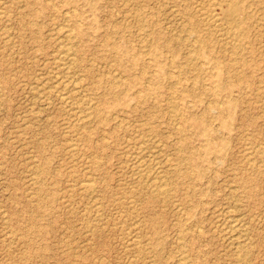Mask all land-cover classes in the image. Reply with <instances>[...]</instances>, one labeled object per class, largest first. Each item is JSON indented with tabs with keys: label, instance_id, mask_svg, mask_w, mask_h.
Masks as SVG:
<instances>
[{
	"label": "rangeland",
	"instance_id": "obj_1",
	"mask_svg": "<svg viewBox=\"0 0 264 264\" xmlns=\"http://www.w3.org/2000/svg\"><path fill=\"white\" fill-rule=\"evenodd\" d=\"M0 1V264H179L176 256L183 252L190 264H237L224 232L225 211L236 197L253 246L245 264H264V0H252L242 78L227 72L231 59L215 47L212 60L218 71L212 69V74L218 72L220 82L230 86L217 96L183 95V99L180 92H190L199 84L208 88L213 81L207 66L197 77L186 58L190 47L175 43L189 37L184 12L186 8L193 11L195 0H138L134 10L147 15L145 22L123 20L130 13L125 0L76 1L74 10L82 29L76 45L79 81L102 117L85 131L69 130L55 97L44 101L50 94H35L41 84L48 87L47 93L54 89L58 30L69 26L64 14L71 12L72 4L67 0ZM216 13L222 16L220 9ZM141 29L150 36L141 40ZM150 45L158 50L162 71L180 80L179 93L161 80L157 95L135 106L133 97L141 88L138 67H147L144 81L158 71L149 67ZM172 62L178 67H170ZM108 82H115L118 89L131 83L122 95L130 107H113V99L103 95ZM212 101L221 108L232 105L229 116L214 112L207 117L205 109ZM150 118L153 123L146 124ZM172 120L183 129L181 134ZM204 127L213 148L209 154L200 152L206 144ZM144 139L156 140L160 146V159L156 154L145 157L148 167L161 164L171 178V198L166 202L153 199L132 176L134 147ZM181 144L186 154L178 151ZM190 153L197 154L189 157ZM87 181L95 187L92 200L82 187ZM133 234L148 243L143 259H137L129 245ZM131 255L132 259L137 256L136 262Z\"/></svg>",
	"mask_w": 264,
	"mask_h": 264
},
{
	"label": "bare ground",
	"instance_id": "obj_2",
	"mask_svg": "<svg viewBox=\"0 0 264 264\" xmlns=\"http://www.w3.org/2000/svg\"><path fill=\"white\" fill-rule=\"evenodd\" d=\"M67 1L70 4H72V6H71V8L69 10H71V12L73 14L71 15L70 11H65L64 20L66 22H69L70 24H69L68 27L64 26L62 28H59V30L57 28L58 32L61 33V38L62 39L60 38V41L58 42L59 44H57L56 53H55L54 58H53L54 59L53 62H55L56 67L58 68L57 71H56V69L55 70L53 69L54 70L53 72L54 73L56 72L54 74V76H53L54 82H55V84H54L55 86L54 85H52V86L54 87V89L51 90L49 93H47L49 91L48 87H44L43 84H41L40 88L42 86L43 87L41 89L39 88V90L35 91V94L38 97L41 96V94L43 95V92H44L45 95L50 94L49 96H44L43 95L44 98H45V99L43 98L44 101L48 100V98L52 100L51 97H55L58 100V103L60 104V107H62V110L64 112V114H62V115H65L66 119L68 120V128H69V130H72V127H73V128L76 129V131H85L88 127H90L92 124H94L97 121H99L102 117L100 115V112L97 110L96 104L93 102V100L91 98L88 97L86 89L84 88L85 85L82 86L80 84V81H79V79H80L79 76L81 75V73H80L81 70H80V68L78 66V55H77L76 45L79 43L78 39L82 35V29H81V25H80V20H78L79 19V14L77 12H75V10H74V4H75L76 1H79V0H67ZM206 1H207V4L204 6L203 5L204 3L202 1L201 2L203 4H200V3H198L195 0V7H194L193 11L189 10L188 8H186V11L184 12V14H185L184 16H185L186 24L189 26V30H188L189 37L187 36L186 39H185L184 36H183L184 38H179V39L175 38L176 39L175 43L177 44L178 47L187 46V45L190 47V50H189L190 52L187 53V57L186 58H187L189 63L194 65L193 69L196 71L197 77L201 76L205 72L206 68L204 66H207L209 69H211V73L209 75V77H211L210 79H213V81L211 82L212 83L211 86H209L208 88H204V86L199 84V85H195L194 87H192L190 92L182 91V94H181V92L179 93V89L177 88V86L179 85L180 80L177 79L174 75H172V74L167 75V73L162 71L160 60L158 58V50L156 48L152 47V45H150V48L148 50L149 51V55H150L149 67L153 66V67L157 68L158 71L155 70L156 73L154 72V73H151L149 76H147V79H145V81H147V83L146 84H142L143 82H145L144 81V75L146 74L147 67H145L144 65H140L138 67L140 75H141V79L139 78V80L141 82V88H140V90H138V92L135 95V97H133V98H135V103H134L135 106H143V105H145L147 99H149L148 97L151 96V95L156 94V90H157L158 86L162 83V81H165L166 83H168L169 90H174V91L177 90L178 91L179 99H183V97H184L183 95L191 96L193 98H199L202 95L207 94V95H210L212 97V96H217L221 92L227 90L230 85H224V84H222L220 82V80L218 79V72H215L214 74H212V69L215 70L217 68L216 67V63L217 62H214L212 60L213 59L212 52L215 50V47H218L220 50L221 49L225 50V52L228 53V55H229V57L231 59L230 60L231 64H229L227 66V68H228L227 72L233 74L237 78H240V79L242 78L241 72H242L243 69H241V68H243L244 65L246 64V60L244 58V53H245V50H247L246 46H248V44H249L248 34H249V28H250V25H251L250 23H251V20H252V14H253V10L252 9L254 7L253 6L254 2H252V0H206ZM123 4H125V6H127L130 9V13L127 14V15L125 14V18H123L124 21L126 20L127 17H131L132 19L140 21V22L141 21L145 22L146 20H148L147 15L145 13L141 12L142 10H140V11L134 10V7L139 4L138 0H125V2H123ZM140 4L142 5V3H140ZM216 9H220L222 11V16L218 15L221 12H219L218 14L216 13ZM63 13H64V11H63ZM259 17H261V16H259ZM182 27H183V25L181 26V28ZM255 28H258V27H255ZM2 29H3V27H2ZM20 29H22V28H20ZM170 31H169V33H170ZM139 32H140L139 36H140L141 40L144 39L145 36L146 37L150 36V32L149 31L146 32L143 29H141ZM2 42H3V40H2ZM148 43H149V41H148ZM185 44H187V45H185ZM147 47H148V45H143L142 48H147ZM116 56H117V53H116ZM113 57H114V53H113ZM170 67L177 68L178 64L176 62H172ZM216 71H218V69H216ZM162 77H164V79H162ZM43 83L46 84L45 81ZM106 84H107V87L104 86L105 89H103V95L110 96L113 99V101H112V103L114 104L113 107H118V108L130 107V104L123 102L122 95L124 93H127L130 90L131 83H127V82L123 83L120 89H118V85L115 82H108ZM33 85L35 86V84H33ZM37 86H39V85H37ZM30 88H32V86H30ZM33 90L34 89H32V92H33ZM51 95H53V96H51ZM35 97H34V99H35ZM155 98L156 97H154L153 104L156 103ZM40 100H42V99H40ZM262 101H264V100H262ZM220 106L221 105H220L219 102L212 101V102H210L208 104L207 108L205 109V113L204 114L208 117L210 114H212L214 112L217 113V114H224L226 112L228 114V116H229V113L231 111L232 105L228 104L225 108H221ZM171 107H170V109H171ZM31 109H33V108H31ZM175 109H176V107H175ZM34 112L32 111V113H34ZM108 112H109V110H107V115L106 116L109 115ZM35 113H38V112H35ZM105 114H106V112L104 111V115ZM179 114H180V112H179ZM106 116H104V118H107ZM113 117H114V115H113ZM119 118H121V117H119ZM204 118H206V117H204ZM204 118H200L199 121L200 122H205ZM146 121H147V122H145L146 124L153 123L151 121V118H150V121L148 119H146ZM173 122L174 121L172 120V123ZM195 122H197V120H195ZM173 124H174V127H176L175 123H173ZM223 127L225 128L226 125L223 124ZM176 128H179V127H176ZM182 131H183V129L179 128L177 133L181 134ZM64 134H66V133H64ZM202 137L205 138L206 144H204V147L202 148V151H200V152H202L204 154L212 153L213 148H212V146L209 145L210 133H209V131H207L206 127H204L203 130H202ZM257 144L259 145V143H257ZM133 146H135V145H133ZM136 146L137 147H134V148H136L134 150L135 152L133 151L134 152V155L132 157V160H133V162H132L133 163V166H132L133 167V175L130 172L131 175L135 176V180L137 181L138 186H142V189L146 190V192H148L149 195H151V197L153 199H160L163 202H166V201L170 200L171 192H170V188L168 187V181H169L170 177H168L166 175V171L161 167V164L158 165V166H156L157 164L154 165V166L149 164V167H148L147 160H146V157H145V155L148 156L149 154L150 155L148 157H152L153 158V157H155V156H153L155 154H156L157 157H159L160 153L158 154V152H160V149H159L160 146H159L158 142L156 140H153V139H144L143 141H141ZM181 146H182V144H181ZM184 146H185V144H183L182 147H179L178 151L180 153H183V154L185 153L186 154L187 151H186V148ZM244 146H245V144H244ZM70 147H71L72 151H75L76 147H75L74 144L70 145ZM131 149H132V147H131ZM257 149L258 148L256 147V150ZM244 151H246V150H244ZM196 154L197 153H195V154L194 153H190L189 157H192V155H196ZM165 158L163 159V161L165 160L164 162H166V160L168 159V158H166V159ZM149 159H151V158H149ZM159 159H160V157H159ZM159 159H157V161L156 160L155 161L158 163ZM250 161H254V160L251 159ZM129 163H131V162L129 161ZM171 172H173V171L171 170ZM130 173H129V175H130ZM132 176H130V177H132ZM170 180H171V178H170ZM30 181H32V180L30 179ZM88 181L86 183L84 182L82 184V187H83V190L85 192H87V196L92 200L93 198H95V196H94L95 187ZM125 183H126V181H125ZM127 183H129V182H127ZM130 186H131V184H130ZM127 197H128V195H127ZM234 197H236V196H234ZM45 198H46V196H45ZM96 198H97V196H96ZM122 198H123V196H122ZM128 199L131 200L132 198L131 199L128 198ZM235 199L234 200L232 199L233 200L232 202H235V203H233L230 206L228 205L229 207L227 206L228 209L225 211V220L224 221H226L225 223H226V227L227 228L225 227L226 229L225 230L223 229V230H224V232L227 233L225 237H227V240H228L227 242H229V247H230V245L233 247V250L235 252V253L233 252L234 255H235L234 258L236 259L237 264H238V262H240V264L241 263L245 264L247 262V259H248L249 255H250L251 248L253 246L250 245L249 229L246 227V225H244L246 223V221L244 223L243 220H242V216H244V215H240V217H239V214H238L239 210L238 209L240 207H238V209H237V207H236L237 204H236ZM91 200H89V202ZM129 200H127V202L130 203ZM228 200H227V202H228ZM161 201L159 203H161ZM89 202H88V204H89ZM84 204H86V203H84ZM84 204L82 202V205H84ZM96 206L98 208V205H96ZM94 207L95 206H93V208ZM161 207L162 206H160V208ZM122 210H123V208H122ZM130 210H132V209L130 208ZM84 211H85V208H84ZM95 212H98V211L95 210ZM119 213H120V211H119ZM127 213L129 214V212L126 211V214ZM223 214L224 213H222V215ZM112 215H115V214H112ZM94 216H96V215H94ZM134 217H136V216H134ZM82 218H83V216H82ZM99 218H100V216H99ZM123 218H125V217L123 216ZM93 219H95V218H93ZM104 221H105V219H104ZM255 221H257V220H254L253 222H255ZM221 223L222 222H220V224ZM121 225H122V223H121ZM134 225H132V226H134ZM99 226H103V225H99ZM92 227H90L91 232L93 230ZM83 228H84V226H83ZM86 232H88V231H86ZM125 233H130V232L127 231V229H126ZM218 233L219 232H217V234ZM85 234H87V233H85ZM83 236H84V234H83ZM130 236H132V235H130ZM221 236H223V235H221ZM177 238H179V237H177ZM177 240H179V239H177ZM181 240H182V237H181ZM127 242H128V240H127ZM83 243H84V241H83ZM129 245H130V247H133L136 250L138 257L136 255H134V256H136L137 259L139 258V260L145 254V252H147L145 250H146V248L148 246V243H144V242L140 241L139 238L136 237V234H135V236L133 234V236L130 237ZM180 246H182V245H180ZM127 247H129V246H127ZM182 247H184V246H182ZM123 248H125V247H123ZM123 251H125V250H123ZM136 252H134V253H136ZM164 255H166V254H164ZM179 256H176L177 259L179 260V264H190V261H189L190 258L188 259L187 256L184 254V252L182 254H180ZM232 256H233V254H232ZM128 257H129V255H128ZM128 257H126V258H128ZM136 257H135V259H136ZM132 258L133 257L131 255V259ZM135 259H132V260H134L133 262H136L137 259L136 260ZM142 259H143V257H142ZM124 264H126V263H124Z\"/></svg>",
	"mask_w": 264,
	"mask_h": 264
}]
</instances>
